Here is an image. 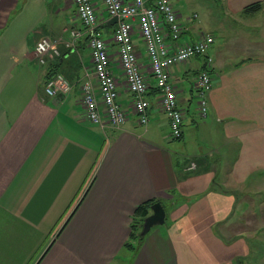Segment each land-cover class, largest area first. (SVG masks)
<instances>
[{
    "label": "crops",
    "instance_id": "crops-1",
    "mask_svg": "<svg viewBox=\"0 0 264 264\" xmlns=\"http://www.w3.org/2000/svg\"><path fill=\"white\" fill-rule=\"evenodd\" d=\"M20 1L0 0V264H263L264 0H219L226 22L205 30L215 38L206 117L191 86L204 58L171 70L187 109L175 141L155 105L159 91L141 38L135 43L150 84L149 123L131 113L119 128L102 127L81 102L86 83L97 88L87 41L70 52L61 45L63 56L48 65L35 52L41 36L64 41L81 23L69 27L65 17L22 42L16 28L9 32ZM255 3L260 11L244 12ZM97 7L98 32L110 40L116 23L100 0ZM180 11L185 39H196L204 29ZM56 74L71 85L69 94L47 95L46 80ZM131 100L120 88L119 104L126 109ZM191 162L197 167L189 171ZM147 202L162 203L166 222L129 247L141 220L135 210ZM51 227L48 237L57 234L44 244Z\"/></svg>",
    "mask_w": 264,
    "mask_h": 264
},
{
    "label": "built area",
    "instance_id": "built-area-1",
    "mask_svg": "<svg viewBox=\"0 0 264 264\" xmlns=\"http://www.w3.org/2000/svg\"><path fill=\"white\" fill-rule=\"evenodd\" d=\"M111 19L117 23L110 40L98 32V0H74L77 19L83 29L72 31L77 43L87 41L93 63V75L97 88L91 83L82 87L81 102L86 117L92 123L102 127L109 125L119 128L130 120L131 113L137 115L138 123H149L151 102L147 97L150 84L142 71L135 37L142 39L150 65V73L159 91L155 99L156 107L169 120L170 140H180L183 136L187 109L179 104L177 88L173 82L171 70L196 57H203L204 63L192 78V90L199 115L208 113L207 96L213 87L214 60L209 50L215 42L214 36L200 31L193 40L185 39L188 28L183 15L176 8L174 0H100ZM191 16L190 19L196 18ZM111 44L117 46L113 52ZM35 52L41 65L55 63L58 50L47 39L36 44ZM114 66L121 70L117 75ZM120 88L132 94L129 108H123L118 98ZM45 91L48 96L69 94L71 85L62 74H56L46 80ZM192 162L187 168L195 170Z\"/></svg>",
    "mask_w": 264,
    "mask_h": 264
},
{
    "label": "rangeland",
    "instance_id": "rangeland-1",
    "mask_svg": "<svg viewBox=\"0 0 264 264\" xmlns=\"http://www.w3.org/2000/svg\"><path fill=\"white\" fill-rule=\"evenodd\" d=\"M174 3L177 9L182 10L186 14H189V16L197 15V17L194 18L196 28L201 27L202 29H204L203 31H207L208 29L212 30L215 25L226 22L222 14L227 13V11L219 0H174ZM73 4L74 0H21L19 6V13H21V15L17 16V20L11 26L9 32H12V30L16 28V30H14L12 33L16 34L17 37H15L17 39L21 38L22 42H31V40H33L34 38L32 33L33 30L38 32L42 30L49 31L48 27H50L53 23L56 25H61L62 23H64L65 17L67 19L69 18V27H75L77 26V24H79V20L77 19L76 11H74V15H71L73 14L74 10ZM77 28L78 29H73L72 31L80 30L79 27ZM72 31L70 32L71 37L64 41L61 39L53 40L48 36H41L36 42H39L42 39L49 40L52 45L55 46V48L58 50L55 58L56 60H59V58L63 56L65 51L61 50V48L63 47L61 45L65 44L69 52L71 49L78 46L77 41H75L76 38L72 36ZM14 43L16 46L18 45L19 41H16ZM15 48H19V46H16ZM197 121L200 122L198 118ZM176 144L178 143L176 142ZM39 226H41V224ZM53 228H48L44 233L47 239L45 240L44 244H48L52 241L51 239L56 236L57 233H54L51 239L48 237ZM32 251L34 250H30V252ZM33 261L34 258L30 260L29 264H31ZM116 262H120L119 259Z\"/></svg>",
    "mask_w": 264,
    "mask_h": 264
},
{
    "label": "trees",
    "instance_id": "trees-1",
    "mask_svg": "<svg viewBox=\"0 0 264 264\" xmlns=\"http://www.w3.org/2000/svg\"><path fill=\"white\" fill-rule=\"evenodd\" d=\"M261 8H262L261 3H255V4H252V5L248 6L247 8H245L244 12L247 13V14L257 13L258 11L261 10ZM152 204H153V202H147V203H145L143 205H140L135 210V217H140L141 218L140 224H139L140 226L136 225V224L133 225V231L131 233V242H129L127 244V246H129V247L131 246V247L137 248L142 243L143 238H140V235H139L140 234V230H141L144 218L149 215V209H150V206Z\"/></svg>",
    "mask_w": 264,
    "mask_h": 264
},
{
    "label": "water",
    "instance_id": "water-1",
    "mask_svg": "<svg viewBox=\"0 0 264 264\" xmlns=\"http://www.w3.org/2000/svg\"><path fill=\"white\" fill-rule=\"evenodd\" d=\"M117 23V18H113L110 24ZM151 214L144 218L140 231V238H144L153 227L164 225L166 222V210L160 202H155L150 206Z\"/></svg>",
    "mask_w": 264,
    "mask_h": 264
}]
</instances>
